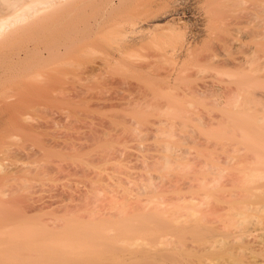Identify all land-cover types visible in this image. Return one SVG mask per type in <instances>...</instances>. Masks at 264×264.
<instances>
[{
    "label": "rangeland",
    "instance_id": "1",
    "mask_svg": "<svg viewBox=\"0 0 264 264\" xmlns=\"http://www.w3.org/2000/svg\"><path fill=\"white\" fill-rule=\"evenodd\" d=\"M155 1L154 18L139 30L123 21L0 39V264H68L57 222L106 198L125 158V169L158 183L160 172L143 168L141 156L160 154L162 143L176 147L170 157L264 155V124L254 120L264 115L256 102H264L256 84L264 82V0ZM89 5L64 18L102 15ZM232 90L242 91L237 103ZM99 143L126 151L118 160L92 157ZM90 182L97 193L77 196Z\"/></svg>",
    "mask_w": 264,
    "mask_h": 264
},
{
    "label": "bare ground",
    "instance_id": "2",
    "mask_svg": "<svg viewBox=\"0 0 264 264\" xmlns=\"http://www.w3.org/2000/svg\"><path fill=\"white\" fill-rule=\"evenodd\" d=\"M156 2L0 0V39L7 37V34L9 36L12 31L34 28H73L77 25L115 27L123 21L127 25L130 22L131 28H138L154 18L158 8ZM86 5L99 11H103L105 5L106 11L91 19L88 17L93 12L88 11L87 20L86 17L83 19L84 16L81 21L74 17L64 18L65 15H78L82 11L85 15ZM121 11L124 14L122 17L126 15L130 21L119 16ZM118 16L125 20H119ZM252 83L249 82L251 86ZM258 83L264 86V82ZM237 93L233 100L235 103L241 100H238L240 96ZM259 97L256 102L261 107L264 102L260 104L259 100L263 97ZM253 102L256 106V102ZM236 105L239 103L233 106ZM245 107L246 110L248 106ZM244 116L240 118L244 119ZM262 116L259 118L256 114L258 119L253 117L264 124ZM241 134L250 136L252 132L243 131ZM92 140L96 143L101 138L97 133ZM115 150L109 153L99 143L91 156L118 160L126 151L125 148ZM159 150L162 154L141 156L143 168L160 172L156 176L158 183H154L149 172L136 174L125 169L123 165L129 168L132 161L125 158L121 167L117 162L119 184H110L106 198L65 212V216L57 222L59 238L66 246L65 250L60 251L62 260L68 264H264V155H226L217 159L218 156L192 155L188 151H180L172 158L168 153L176 151V147L168 143H162ZM60 168L65 170L61 165ZM73 169L80 172L90 170L85 165H75ZM172 169L174 171L170 173ZM161 170L168 171L163 173ZM177 171L187 172V175L180 177ZM95 188L94 183L90 182L86 187L74 191L77 196L85 198L96 194Z\"/></svg>",
    "mask_w": 264,
    "mask_h": 264
}]
</instances>
